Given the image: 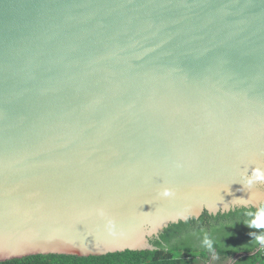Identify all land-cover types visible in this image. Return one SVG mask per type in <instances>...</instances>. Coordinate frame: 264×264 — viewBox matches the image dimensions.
Instances as JSON below:
<instances>
[{
  "label": "water",
  "instance_id": "95a60500",
  "mask_svg": "<svg viewBox=\"0 0 264 264\" xmlns=\"http://www.w3.org/2000/svg\"><path fill=\"white\" fill-rule=\"evenodd\" d=\"M257 169L264 0H0V261L154 249Z\"/></svg>",
  "mask_w": 264,
  "mask_h": 264
},
{
  "label": "trees",
  "instance_id": "16d2710c",
  "mask_svg": "<svg viewBox=\"0 0 264 264\" xmlns=\"http://www.w3.org/2000/svg\"><path fill=\"white\" fill-rule=\"evenodd\" d=\"M257 211L254 207H238L215 215L204 211L198 218L169 224L158 236H152L149 240L155 248L151 250L87 257L38 254L0 264H258L255 251L259 243L250 233L264 230L246 225ZM206 240L211 242V248Z\"/></svg>",
  "mask_w": 264,
  "mask_h": 264
},
{
  "label": "clouds",
  "instance_id": "9594fccd",
  "mask_svg": "<svg viewBox=\"0 0 264 264\" xmlns=\"http://www.w3.org/2000/svg\"><path fill=\"white\" fill-rule=\"evenodd\" d=\"M253 180H261L264 181V175H262L261 170H254L252 175L247 178L246 183L251 184ZM172 191L170 189H165L163 192L164 196L172 195ZM251 215V214H249ZM249 228H256L264 230V207H260L257 213L253 216V218L246 223ZM251 237L259 243L261 246H264V231H261L259 234L250 233ZM209 248H211V242L205 241ZM214 257L216 256L215 252H213Z\"/></svg>",
  "mask_w": 264,
  "mask_h": 264
},
{
  "label": "built area",
  "instance_id": "2783aa9c",
  "mask_svg": "<svg viewBox=\"0 0 264 264\" xmlns=\"http://www.w3.org/2000/svg\"><path fill=\"white\" fill-rule=\"evenodd\" d=\"M255 252L258 253V256H259L258 264H264V246H261L259 244Z\"/></svg>",
  "mask_w": 264,
  "mask_h": 264
}]
</instances>
